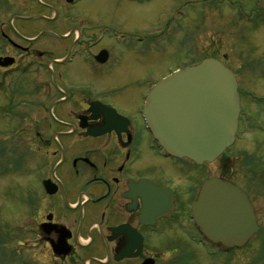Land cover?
<instances>
[{
    "label": "rangeland",
    "instance_id": "1",
    "mask_svg": "<svg viewBox=\"0 0 264 264\" xmlns=\"http://www.w3.org/2000/svg\"><path fill=\"white\" fill-rule=\"evenodd\" d=\"M0 1L4 2L0 4L1 9H7V14L3 13L7 19L13 9H25L35 0ZM176 8L183 12L182 16L173 14ZM77 9L78 15L80 12L89 14V24H92L86 31L89 38L82 35L80 44L74 48L70 39H59L56 45L47 46L48 60L57 58L58 62L72 49L73 63L67 68H58L51 62L46 63L47 60H16L11 69L0 70V264H9L11 251L15 249H20L14 257L18 263L27 256L24 254L29 213L26 175L31 169H39L43 161V157L36 156L40 145L28 134L18 133L19 127L8 120L12 116L9 112L5 118L1 112L15 104L19 109L11 108L13 111H24L27 96L34 87L39 91L45 88L44 84L37 85L43 82L39 78L45 64L52 70L55 68V79L58 75L67 77L77 92L93 87L97 96L105 102H114L119 111L128 116L137 108L141 97L168 73V68L177 70L206 57L221 61L234 72L242 91L243 106L252 118L260 119L254 129L247 125L240 139L215 162L201 168L192 167L191 175L198 184L217 177L243 190L257 211L260 231L240 252L213 256L211 249L195 246L182 237L188 229L180 230L168 223L154 236V245L162 253L160 264L172 259L171 264H264V102L258 105L246 97L250 92L260 98L264 96V0H81ZM99 35L101 42L85 50L83 44ZM101 48L108 52L105 65L89 59ZM46 79L50 83V79ZM69 95L73 98L78 94L74 91ZM255 95L251 94L252 98ZM62 105L64 103L53 109L57 117ZM140 166L146 174L155 169L156 178L163 175L173 181L176 174L184 175L187 169L183 164L170 166L145 148L139 149L134 165L139 169ZM184 186L187 185L182 180L178 188ZM171 249L175 251L170 255ZM22 264H27L26 258Z\"/></svg>",
    "mask_w": 264,
    "mask_h": 264
},
{
    "label": "flooded vegetation",
    "instance_id": "2",
    "mask_svg": "<svg viewBox=\"0 0 264 264\" xmlns=\"http://www.w3.org/2000/svg\"><path fill=\"white\" fill-rule=\"evenodd\" d=\"M80 2L35 0L25 9L12 8L7 19L3 14H7V9L0 6V60H13L12 65L0 66V70L11 69L16 60L48 63V45L70 39L74 47L80 44L82 35L89 38L86 31L92 24L89 14L78 15ZM89 41L85 45L92 43ZM46 65L39 78L43 82L37 84H44L45 88L39 91L34 87L24 111L10 109H19L18 104L9 108L11 125L19 127V134L32 137L40 145L36 156L43 157L40 168L31 169L26 175L27 264H145L147 259L160 264L162 253L154 245V236L168 223L180 230L188 229L182 237L195 246L206 240L193 223L191 212L201 185L193 180L192 167L203 165L196 167L186 159L162 158V152L144 130L138 106L127 116L114 104L116 114L127 120H105L108 114L103 105L108 102L97 96L93 87L77 92L70 80L61 75L57 79L53 76L57 85L47 83L50 73ZM74 91L78 95L71 98L69 93ZM63 103L57 117L53 109ZM140 148L170 166L183 164L187 168L184 175L175 173L173 181L163 175L156 178L155 169L146 174L143 167H134ZM46 180L54 193L47 194L43 189L41 183ZM182 180L188 187L178 188ZM158 198L163 199V205L153 207ZM249 201L257 217L252 200ZM227 250V254L241 251ZM174 251L171 249L170 255Z\"/></svg>",
    "mask_w": 264,
    "mask_h": 264
},
{
    "label": "water",
    "instance_id": "3",
    "mask_svg": "<svg viewBox=\"0 0 264 264\" xmlns=\"http://www.w3.org/2000/svg\"><path fill=\"white\" fill-rule=\"evenodd\" d=\"M106 57L100 52L95 59L103 63ZM144 111L150 131L169 155L186 157L197 165L211 162L234 140L237 84L221 62L204 59L158 81ZM192 212L202 234L226 248L243 247L259 230L246 195L223 179L203 182Z\"/></svg>",
    "mask_w": 264,
    "mask_h": 264
},
{
    "label": "bare ground",
    "instance_id": "4",
    "mask_svg": "<svg viewBox=\"0 0 264 264\" xmlns=\"http://www.w3.org/2000/svg\"><path fill=\"white\" fill-rule=\"evenodd\" d=\"M225 151H226V150H225ZM225 151H224V152H225ZM224 152H223V153H224ZM223 153H222V154H223ZM222 154H221V155H222ZM221 155H219V156H221ZM216 159H218V157H217ZM215 161H216V160H215ZM215 161H214V162H215ZM212 163H213V162H212ZM218 255H219V254H218Z\"/></svg>",
    "mask_w": 264,
    "mask_h": 264
}]
</instances>
